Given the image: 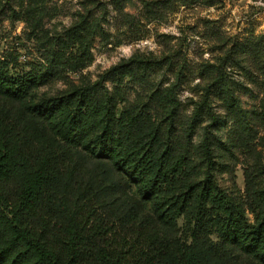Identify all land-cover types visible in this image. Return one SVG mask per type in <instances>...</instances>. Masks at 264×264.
<instances>
[{
  "label": "trees",
  "instance_id": "trees-1",
  "mask_svg": "<svg viewBox=\"0 0 264 264\" xmlns=\"http://www.w3.org/2000/svg\"><path fill=\"white\" fill-rule=\"evenodd\" d=\"M135 63L40 96L51 70L14 73L0 56V264H264L263 168L247 170L246 200L220 186L210 93L202 164L191 160L202 111L178 147L172 111L168 125L148 126L139 105L120 108L109 83ZM246 122L241 146L251 152Z\"/></svg>",
  "mask_w": 264,
  "mask_h": 264
},
{
  "label": "rangeland",
  "instance_id": "rangeland-1",
  "mask_svg": "<svg viewBox=\"0 0 264 264\" xmlns=\"http://www.w3.org/2000/svg\"><path fill=\"white\" fill-rule=\"evenodd\" d=\"M0 56L14 61V73L51 70L40 96L96 82L134 60L132 75L109 83L119 107L139 105L148 126L168 125L172 111L178 147L202 111L192 137L197 164L210 93L220 186L246 200L247 170L264 171V0H0ZM246 121L251 152L241 146ZM30 130L38 141L49 139Z\"/></svg>",
  "mask_w": 264,
  "mask_h": 264
}]
</instances>
